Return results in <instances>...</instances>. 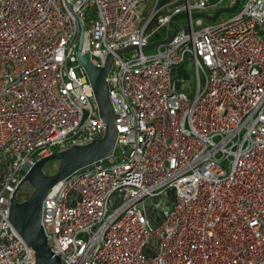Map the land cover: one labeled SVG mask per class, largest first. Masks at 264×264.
I'll return each instance as SVG.
<instances>
[{"label": "built area", "instance_id": "built-area-1", "mask_svg": "<svg viewBox=\"0 0 264 264\" xmlns=\"http://www.w3.org/2000/svg\"><path fill=\"white\" fill-rule=\"evenodd\" d=\"M78 53L114 55L117 138L43 202L60 264H264V0H0V264H35L27 168L103 137Z\"/></svg>", "mask_w": 264, "mask_h": 264}, {"label": "water", "instance_id": "water-1", "mask_svg": "<svg viewBox=\"0 0 264 264\" xmlns=\"http://www.w3.org/2000/svg\"><path fill=\"white\" fill-rule=\"evenodd\" d=\"M235 7L236 5L228 10H218L212 17L206 15H193L192 17H203L209 22H214L221 13H232ZM172 37L164 43L169 42ZM112 57H114L113 54L108 55L104 67L96 68L91 64L88 53L77 54V59L87 75L96 99L99 118L104 128L103 137L87 145L72 146L38 160L27 168L24 178L11 195L7 221L25 245L33 251L35 264H60L59 259L50 250L41 225L42 206L49 191L75 172L109 158L114 152L117 132L106 85V76L110 70ZM51 162L57 163L56 172L46 175L44 168ZM23 185H27L31 193L24 201L18 202V192Z\"/></svg>", "mask_w": 264, "mask_h": 264}, {"label": "rangeland", "instance_id": "rangeland-1", "mask_svg": "<svg viewBox=\"0 0 264 264\" xmlns=\"http://www.w3.org/2000/svg\"><path fill=\"white\" fill-rule=\"evenodd\" d=\"M241 4H243V2L241 3ZM241 4H240V6H241ZM240 8V7H239ZM238 8V9H239ZM237 13V11H234L233 13H221L219 16H218V18L214 21V22H209V21H207L205 18H203V17H201L200 19H202V23H203V25L204 26H209V25H212V24H215V23H218L220 20H227V19H229L230 17H232L233 15H235ZM195 19H193V21H194ZM183 22H186V20H182V21H180L179 22V25H181ZM154 50L152 49V50H149V51H147L146 53L147 54H150V53H152ZM193 84L194 83V81L193 80H191V81H188L184 86H187L188 84ZM56 169H57V163H55V162H51V163H49V164H47V166L44 168V173L46 174V175H52V174H54L55 172H56ZM31 193V189H29V194ZM23 199H26V198H23Z\"/></svg>", "mask_w": 264, "mask_h": 264}, {"label": "trees", "instance_id": "trees-1", "mask_svg": "<svg viewBox=\"0 0 264 264\" xmlns=\"http://www.w3.org/2000/svg\"><path fill=\"white\" fill-rule=\"evenodd\" d=\"M24 191H25L24 189L21 190L20 197L24 195Z\"/></svg>", "mask_w": 264, "mask_h": 264}]
</instances>
